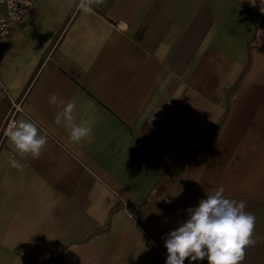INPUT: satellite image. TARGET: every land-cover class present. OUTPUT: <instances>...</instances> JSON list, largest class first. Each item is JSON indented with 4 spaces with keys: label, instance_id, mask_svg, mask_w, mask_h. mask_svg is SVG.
Segmentation results:
<instances>
[{
    "label": "crops",
    "instance_id": "1",
    "mask_svg": "<svg viewBox=\"0 0 264 264\" xmlns=\"http://www.w3.org/2000/svg\"><path fill=\"white\" fill-rule=\"evenodd\" d=\"M80 2L35 0L3 43L0 264H164L162 236L220 188L255 217L240 264H264L260 0ZM18 103L37 157L3 134Z\"/></svg>",
    "mask_w": 264,
    "mask_h": 264
},
{
    "label": "clouds",
    "instance_id": "2",
    "mask_svg": "<svg viewBox=\"0 0 264 264\" xmlns=\"http://www.w3.org/2000/svg\"><path fill=\"white\" fill-rule=\"evenodd\" d=\"M249 3L255 5L256 0H249ZM78 8L90 10L86 0H81ZM260 10L264 12V0H260ZM49 104L63 106L55 123L65 122L70 141L79 142L89 135V125L74 122V103H65L53 93L49 96ZM3 134L12 145L13 152L21 157L25 154L39 156L46 143V137L31 121L11 122ZM9 164L14 168L22 167L15 158H10ZM222 193L223 188L205 193L195 206L185 210L186 219L162 236L166 249L164 264H185L186 258L188 264H201L205 259L208 264H240L245 247L254 243L251 236L255 217L244 211L243 201L230 200Z\"/></svg>",
    "mask_w": 264,
    "mask_h": 264
},
{
    "label": "built area",
    "instance_id": "3",
    "mask_svg": "<svg viewBox=\"0 0 264 264\" xmlns=\"http://www.w3.org/2000/svg\"><path fill=\"white\" fill-rule=\"evenodd\" d=\"M35 0H0V61L2 59L3 43L11 33L13 27L22 21L32 7ZM21 105L14 104L7 124L17 122L16 115L21 111ZM4 133V132H3Z\"/></svg>",
    "mask_w": 264,
    "mask_h": 264
}]
</instances>
